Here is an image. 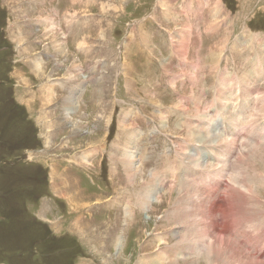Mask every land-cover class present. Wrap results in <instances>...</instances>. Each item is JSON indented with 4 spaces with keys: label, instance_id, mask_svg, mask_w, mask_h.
Returning <instances> with one entry per match:
<instances>
[{
    "label": "rangeland",
    "instance_id": "1",
    "mask_svg": "<svg viewBox=\"0 0 264 264\" xmlns=\"http://www.w3.org/2000/svg\"><path fill=\"white\" fill-rule=\"evenodd\" d=\"M256 60L264 0H0V264H264Z\"/></svg>",
    "mask_w": 264,
    "mask_h": 264
},
{
    "label": "bare ground",
    "instance_id": "2",
    "mask_svg": "<svg viewBox=\"0 0 264 264\" xmlns=\"http://www.w3.org/2000/svg\"><path fill=\"white\" fill-rule=\"evenodd\" d=\"M259 68V67H258ZM259 69H261V68H259ZM250 75V74H249ZM253 75V74H252ZM256 75V74H255ZM250 77V76H249ZM252 78V77H251ZM255 78V77H254ZM244 82V81H243ZM249 84V83H248ZM243 93H244V91H243ZM231 94V93H230ZM263 98V97H262ZM216 100V99H215ZM259 101H260V99H259ZM259 101L258 102H255V103H259ZM226 102V101H225ZM257 104H255L254 105V107L255 106H257ZM226 105V104H225ZM233 106H234V103L232 104ZM243 105V101H241V103H240V106H242ZM228 106V105H227ZM223 108V107H222ZM264 108V107H263ZM224 112H225V108H223L222 109ZM230 110V109H229ZM258 111H259V108H258ZM260 111H261V107H260ZM259 111V112H260ZM262 111H263V109H262ZM232 114V113H231ZM252 114V113H251ZM219 117H222L221 115H218ZM248 118V117H247ZM250 118V117H249ZM251 119H252V117H251ZM244 123H247V120H245V121H243ZM216 125V127H218L219 129H220V132H222L221 133V135H224L226 132H225V130H227L228 128H227V126L225 125V122H224V120L222 119V120H219V119H217L215 122H214ZM254 124V123H253ZM222 127V129L220 128V127ZM213 131V130H212ZM255 131V130H254ZM262 131L264 132V124L262 125ZM192 140L194 141V142H201V143H203V144H209V145H212V144H217V142H219L220 140H221V137H220V135H218V133H216V132H212V133H209L208 135H204V136H197V137H195V136H193L192 137ZM214 151V150H213ZM207 152L208 153H212V154H209V159H207V160H209V162L210 161H215V162H217L218 161V158L216 159V157H215V154L213 153V152H211V151H208L207 149L205 150V152L203 151V152H201L200 151V153L204 156L205 155V158H206V156H207ZM127 156V155H126ZM191 156H193V155H191ZM203 156H202V158L201 159H197L196 160V165H200V166H203V165H205L206 166V162H204V160H202L203 159ZM199 158V157H198ZM125 166H126V171H127V173H129V175L130 176H132V175H135V169H134V160H133V156L130 154V156H128V157H126L125 158ZM202 160V161H201ZM206 160V159H205ZM118 162V161H117ZM204 163V164H203ZM187 171V170H186ZM188 172V171H187ZM186 172V173H187ZM190 172V171H189ZM149 184H151V185H149V186H145V187H143V189L140 191V194H139V198L144 202V203H146L147 204V202L155 195V194H157L158 193V187L160 186H158L157 184H156V180L155 181H152V183H149ZM217 187V186H216ZM189 195L190 194H186V195H183V194H181V193H179V195H178V203L177 204H179V206H180V203H181V201H186V199L187 198H189L190 199V197H189ZM193 198V197H192ZM191 198V199H192ZM187 202V201H186ZM202 202V201H201ZM200 203V202H199ZM230 204V203H229ZM234 204H231L230 206L229 205H227V206H229V207H231L232 208V206H233ZM202 206L203 205H200V207L202 208ZM228 207V208H229ZM205 208V207H204ZM227 208V209H228ZM234 208V207H233ZM232 208V209H233ZM203 209V208H202ZM225 209V208H224ZM205 210V209H204ZM211 210H213L212 208H211ZM229 210V209H228ZM233 210H235V208L233 209ZM237 210V209H236ZM224 211V210H223ZM229 212H231V211H229ZM235 212V211H234ZM206 213H207V211H206ZM226 213V215H227V212L225 211L224 212V214ZM233 213V212H232ZM237 213H239V212H237ZM182 215H183V213H181V211L179 212V210H178V212L176 213V214H174V216H175V218L177 217V219L178 218H180V217H182ZM202 218L203 219H201V222L203 223V226H204V230H205V233H204V237L207 235V237H208V239H210L212 242L209 244V246H208V250H207V252H206V258H207V260H206V262L204 263V264H229V263H231V260H232V257L234 256V253L232 252V251H229V250H226L225 252H222V250H220V249H218V247H224V242H225V240L227 239L229 242H231L230 241V237L229 238H226V236L224 235V234H222L221 232H218V229H217V226H216V224H215V222L213 221L214 220V218L213 217H211V216H209L208 214V216L205 214V212H203L202 211ZM233 215V214H232ZM224 217V216H223ZM229 217V216H228ZM227 218V216H225L224 217V220ZM229 218H231V217H229ZM235 218V217H234ZM229 220V219H228ZM228 220H226V221H228ZM230 221V220H229ZM226 223V222H225ZM229 222H227V224H228ZM233 223V222H232ZM230 224V223H229ZM74 226H77V225H74ZM78 227V226H77ZM79 228V227H78ZM220 228V227H219ZM225 228V227H224ZM226 229V228H225ZM222 230V229H221ZM220 230V231H221ZM215 231V232H214ZM217 231V232H216ZM223 231V230H222ZM75 239V238H74ZM135 242V241H134ZM180 243H181V241H180ZM191 246V245H190ZM207 247V246H206ZM196 249V248H195ZM261 251V250H260ZM231 255H233V256H231ZM258 256H259V259L261 258V254L260 253H258ZM205 258V259H206ZM234 258V257H233ZM257 258V257H256ZM188 261H187V264H193V263H195V259L194 258H192V260H190V259H187ZM255 260V259H254ZM148 261V260H147ZM205 261V260H204ZM208 261V262H207ZM149 262H151V261H149ZM255 262V264H263V263H258L257 261H254ZM147 263V262H146ZM148 264V263H147ZM186 264V263H185Z\"/></svg>",
    "mask_w": 264,
    "mask_h": 264
},
{
    "label": "crops",
    "instance_id": "3",
    "mask_svg": "<svg viewBox=\"0 0 264 264\" xmlns=\"http://www.w3.org/2000/svg\"><path fill=\"white\" fill-rule=\"evenodd\" d=\"M262 62H263L262 60H261V61L256 60V64H257V66H258L259 68H261V69L258 68L259 71L264 70V64H263ZM255 71H257V70L255 69ZM262 72H263V71H262ZM244 91H245V94H246V90H244ZM243 94H244V93H243ZM255 95H258V94H255V92H254V94H253V100L251 101V103H253V104H252L253 107H254L255 104H257V103L254 102ZM263 98H264V97H263ZM244 101H245V100H244ZM262 101H263V100H262ZM244 103H246V101H245ZM249 103H250V101H249ZM251 103H250V105H251ZM250 105H249V106H250ZM253 107H252V108H253ZM259 107H261V106H260V101H259V103L257 104V109H256V110H258ZM244 109H246V107H244ZM256 110H255V111H256ZM249 115H252V114L250 113ZM249 115H248V116H249ZM244 117H245V115H244ZM254 118H255V117H253V119H254ZM248 119H251V117H250V118L248 117ZM248 119H246V120H248ZM251 120H252V119H251ZM255 120H256V121H254V124H255V122L260 121V120H258L257 118H256ZM259 124L261 125V123H259ZM263 124H264V123H263ZM263 124H262V125H263ZM261 130H262V127H261Z\"/></svg>",
    "mask_w": 264,
    "mask_h": 264
}]
</instances>
